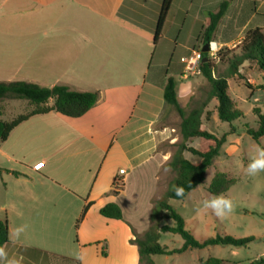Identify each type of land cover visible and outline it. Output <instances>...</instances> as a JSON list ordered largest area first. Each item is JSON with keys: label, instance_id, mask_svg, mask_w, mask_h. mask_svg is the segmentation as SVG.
<instances>
[{"label": "crops", "instance_id": "0c3cea01", "mask_svg": "<svg viewBox=\"0 0 264 264\" xmlns=\"http://www.w3.org/2000/svg\"><path fill=\"white\" fill-rule=\"evenodd\" d=\"M222 1L173 0L155 43L164 0H0V82L100 93L80 118L36 116L0 142V212L8 220L4 248L10 259L52 264L66 221L92 202L76 230L98 234L97 241L85 243L78 264L88 257L93 264H141L133 231L145 234L168 189L159 195L170 155L156 147L177 140L165 87L184 73L181 59L205 46L202 36ZM254 1L261 9L264 0H235L231 7L250 11ZM224 18L212 41L217 45L232 42L222 36ZM39 163L44 165L35 171ZM117 179L123 182L119 191ZM109 203L121 208L122 220L100 215ZM93 209L99 217L89 224ZM24 225L19 239L10 236Z\"/></svg>", "mask_w": 264, "mask_h": 264}, {"label": "trees", "instance_id": "16d2710c", "mask_svg": "<svg viewBox=\"0 0 264 264\" xmlns=\"http://www.w3.org/2000/svg\"><path fill=\"white\" fill-rule=\"evenodd\" d=\"M233 1L235 0H223L219 6L218 12L211 14L210 24L202 36V43L204 45L210 44L213 41L217 28L221 20L226 16ZM239 1L246 2L250 0ZM172 2L173 0H164L163 2L155 34V43H157L162 36L163 27ZM252 4L253 7L251 10L256 17L248 25L243 38L237 44L236 48L230 51L232 54L227 58L228 64L225 72H219L215 64V58H213L209 52H202V59L197 72L206 79L210 85L208 97L204 102L198 104L192 110L186 111L179 103L177 81L174 78H169L166 84L165 101L181 119L179 125L181 143L178 144L176 151L166 164V167L173 173L174 178L170 182L163 197L155 203L154 209L150 215V228L143 236H138L135 231H133L134 238L132 239V243L139 249L141 264H155L152 257L158 255L172 256L175 254H182L188 250H201L210 246L242 248L256 241L254 237L237 239L229 235L218 234L215 237L200 242L186 229V222L182 215L170 204L173 200H185L192 191L204 183L207 170L214 159L219 157L223 145L227 143V137L235 134V130L232 129L230 134L217 138L210 131L204 129V116L207 123L214 122L210 113L206 112L211 101L216 100L218 103L216 110L219 120L223 123L232 125L234 122L243 118V113L237 109L235 103L229 96V80L232 78L243 80L242 69L246 64L256 67L263 74L264 79V13H259L258 6L260 2L254 1ZM261 9L263 10L262 12H264V4ZM231 40L233 39H230V41ZM248 88L252 91L250 100L255 101L259 95L258 92L257 95L250 86H248ZM262 98L264 99V96ZM5 99L27 100L29 104L33 106V110L18 116L12 121H3L0 119L1 143L7 141L11 133L18 126L36 116L47 115L52 112L74 119L84 116L97 105L100 99V93L74 92L63 85L45 88L27 82H0V104ZM253 113L257 117L258 127L254 129L246 124L244 125V130L254 141L259 142L260 139L264 137V113L258 108H254ZM192 140H204L212 144L207 150L200 151L190 145V141ZM186 155L196 158L198 162L194 163L192 160L188 159ZM2 171L3 170L0 168V172ZM14 175L18 176L19 174L14 173ZM235 184L236 179L230 178L224 173H217L208 188V192L211 195H224ZM177 187L183 188L184 194L182 196L176 195L175 188ZM122 189L123 187L121 186L119 190ZM91 205L92 202L85 205L81 216L76 221V229H78L80 223L84 220ZM100 215L107 219H123V212L115 203H109L101 208ZM168 220L174 221L175 226H161L162 222ZM166 233L179 235L184 242L183 246L180 249L172 251L162 246L160 244L161 235ZM9 242L8 220L7 218H3L0 219V247H4ZM77 263H79V261H77ZM44 264H48L47 261ZM200 264L227 263L221 259L209 258ZM250 264H264V259H257Z\"/></svg>", "mask_w": 264, "mask_h": 264}, {"label": "rangeland", "instance_id": "374dc122", "mask_svg": "<svg viewBox=\"0 0 264 264\" xmlns=\"http://www.w3.org/2000/svg\"><path fill=\"white\" fill-rule=\"evenodd\" d=\"M262 11V9H259V13H264ZM251 16L253 17L252 10L248 11L241 4H234L227 17L222 21L220 25L222 36L232 37L233 40L229 45L221 43V45H217L219 51L215 56L214 53H211V56L215 58V64L219 72H225L228 64L227 58L232 54L230 51L235 49L243 38L247 30V27L245 29L242 28L243 23ZM214 41L218 40L215 39ZM196 49H199V47ZM251 66L245 65L243 67V80L239 78L229 80V96L237 109L243 113V118L232 125L221 122L217 116L216 108L218 103L216 100H212L206 109V112L210 113L214 122L207 123L205 116L203 117L204 129L210 131L217 138L230 134L232 129L235 130V134L227 137V143L223 145L219 157L214 159L208 168L204 183L192 191L185 200H173L170 204L182 215L186 222V229L200 242L218 234L229 235L237 239L254 237L256 241L242 248L210 246L201 250H188L182 254L172 256L158 255L152 257L155 264H200L209 258L221 259L227 264H250L257 259H264V172L254 177L248 176L245 172V168L256 147L264 148V137L259 142H256L244 130V125L246 124L254 129L258 127L257 117L253 113L254 108H258L264 113V99L262 98L264 96L263 74L256 67ZM197 71L187 74V78H182L184 75L182 73L181 77L175 79L177 81L179 103L186 111H190L198 104L204 102L210 90L207 80ZM248 86L256 94L258 92L260 95L257 94L255 101L250 100L252 91ZM32 110L33 106L27 100L5 99L0 104V119L12 121ZM169 113L173 115L169 124L175 130L172 134L177 137V140L175 143L169 140L159 143L156 147V152L168 153L171 158L178 144L181 143L179 130L181 119L171 107ZM211 144V142L204 140L190 141V145L200 151L207 150ZM186 157L194 163L198 162L196 158L190 155H186ZM217 173H224L228 177L236 179V184L224 194L233 200L234 211L222 220L217 218L211 210L202 208V202L213 196L208 192V188ZM135 178L136 175L133 176V179ZM173 178V173L165 165L160 173L159 195L166 190ZM131 183V186H133L134 182ZM198 208H200V211H197ZM4 214L3 211L0 212V217L4 218ZM98 217L99 213L97 214L96 209H93L89 224L96 223ZM78 218L79 216L69 219L68 222L66 221L68 229L62 230L60 239H55L58 244L57 246L54 245L53 255H55V259L52 264H78L77 261L81 262V259H78L77 256H81L82 247H84L85 243L87 241H90V243L97 241L96 237L98 234H88L84 233L85 231L79 234V231L76 230ZM161 225L175 226V222L168 220L162 222ZM99 237H102V234ZM183 243L182 238L177 234L166 233L161 235L160 244L168 248V250L180 249ZM86 254L87 252L84 253V257ZM87 259L88 261L85 264H93L91 257Z\"/></svg>", "mask_w": 264, "mask_h": 264}, {"label": "clouds", "instance_id": "9594fccd", "mask_svg": "<svg viewBox=\"0 0 264 264\" xmlns=\"http://www.w3.org/2000/svg\"><path fill=\"white\" fill-rule=\"evenodd\" d=\"M245 172L248 176H256L257 174L264 172V148L256 147L254 154L250 157V161L245 168ZM176 195L182 196L184 194L183 188H175ZM202 208L204 210H211L214 215L219 219H225L229 214L234 211L235 205L231 198L226 197L223 194L213 195L202 202ZM200 211V208L197 209ZM27 226L17 227L11 235H14L16 239H19L20 235L25 231ZM78 259H83L78 255ZM0 262L2 264H20L17 259H10L8 253L4 247H0Z\"/></svg>", "mask_w": 264, "mask_h": 264}, {"label": "built area", "instance_id": "2783aa9c", "mask_svg": "<svg viewBox=\"0 0 264 264\" xmlns=\"http://www.w3.org/2000/svg\"><path fill=\"white\" fill-rule=\"evenodd\" d=\"M210 47V54L214 53V56L219 51L218 46L215 42H211L209 44ZM212 55V54H211ZM202 59V48L194 49L191 51V53L188 56H185L181 59V63L185 67L184 75L182 78H187V74H190L192 71L196 72L199 68L200 61ZM43 163H39L33 167L35 171H39L43 167ZM121 174H124V171H121ZM123 182L119 179H117L115 184V189L119 190L122 186Z\"/></svg>", "mask_w": 264, "mask_h": 264}, {"label": "water", "instance_id": "95a60500", "mask_svg": "<svg viewBox=\"0 0 264 264\" xmlns=\"http://www.w3.org/2000/svg\"><path fill=\"white\" fill-rule=\"evenodd\" d=\"M202 52H203V53H208V52H210L209 44H206V45L202 48Z\"/></svg>", "mask_w": 264, "mask_h": 264}]
</instances>
